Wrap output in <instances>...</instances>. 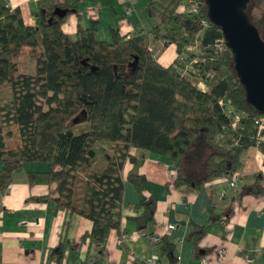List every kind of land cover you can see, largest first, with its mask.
Segmentation results:
<instances>
[{
    "label": "trees",
    "instance_id": "obj_1",
    "mask_svg": "<svg viewBox=\"0 0 264 264\" xmlns=\"http://www.w3.org/2000/svg\"><path fill=\"white\" fill-rule=\"evenodd\" d=\"M78 1L39 0V21L31 24L20 7L0 0V191H8L24 162H49V170L28 172L29 182L52 187L37 198L53 199L57 208L93 220L84 237L96 244L94 264H100L111 230H122L126 179L142 195L134 205L137 213L126 218L140 229L155 221L158 201L146 193V175L133 170L124 174L126 160L136 161L132 147L169 155L177 166L174 184L199 188L216 176L240 170L251 146H259L264 154V142L256 138V120L264 113L248 102L232 51L215 52V41L224 34L208 17L206 0H197L196 12L177 11L183 0H149L145 11L157 17V23L129 37L113 28L112 40L98 36V17L84 25ZM57 8L66 12L56 13ZM74 11L78 23L73 36L63 24ZM249 13L264 37V0H252ZM158 37L177 45L178 56L169 65L159 61L152 46ZM197 37L205 59L187 49ZM26 48L35 68L21 71L19 59ZM194 58L207 90L198 86L197 75L181 72ZM222 97L242 112L240 125L234 127L222 110ZM15 125L20 142L12 146L7 138L16 132ZM102 144L107 150L99 165ZM252 178L232 192V199L261 193L263 174ZM207 228L196 226L197 244ZM168 234H163L159 254L175 264L176 245Z\"/></svg>",
    "mask_w": 264,
    "mask_h": 264
},
{
    "label": "crops",
    "instance_id": "obj_2",
    "mask_svg": "<svg viewBox=\"0 0 264 264\" xmlns=\"http://www.w3.org/2000/svg\"><path fill=\"white\" fill-rule=\"evenodd\" d=\"M38 1L8 3L21 8L25 22L36 24ZM133 1V12L126 14L118 0H79V13L84 25H89L92 16L98 17L101 39L112 40L113 28L129 37L136 30L151 29L158 21L145 11L149 0ZM191 7L189 0H183L177 11L185 12ZM77 23L78 13L74 11L63 29L74 36ZM152 46L164 65L178 56L177 45L166 44L164 38H155ZM130 153L136 161L126 160L124 174L127 176L133 170L146 175V193L158 201L155 221L140 229L135 221L126 218L137 213L134 205L142 196L134 183L126 179L122 230H111L100 264H145L154 252L160 253L163 243L162 240L153 245L150 233H169V240L176 245L175 264H204V257L210 264H264V154L259 146L245 151L240 170L216 176L192 189L174 184L177 166L169 155L142 147H132ZM3 165L0 159V170ZM50 168L47 161H26L15 170L8 191H0V264H94L96 244L84 237L92 229L93 220L68 208H57L53 199L37 198L48 194L52 187L29 182L28 172ZM257 172L263 174L261 193L250 192L240 200L232 199V192L249 185ZM234 178L237 184L231 186ZM170 224L175 227L169 228ZM203 225L208 228L197 244L193 232L196 226ZM123 233L127 239L120 243ZM222 247L225 250L220 255ZM159 264L173 263L160 256Z\"/></svg>",
    "mask_w": 264,
    "mask_h": 264
},
{
    "label": "water",
    "instance_id": "obj_3",
    "mask_svg": "<svg viewBox=\"0 0 264 264\" xmlns=\"http://www.w3.org/2000/svg\"><path fill=\"white\" fill-rule=\"evenodd\" d=\"M210 20L219 25L248 102L264 113V37L248 11L252 0H206ZM56 13L64 14L57 8ZM175 167V166H174Z\"/></svg>",
    "mask_w": 264,
    "mask_h": 264
},
{
    "label": "built area",
    "instance_id": "obj_4",
    "mask_svg": "<svg viewBox=\"0 0 264 264\" xmlns=\"http://www.w3.org/2000/svg\"><path fill=\"white\" fill-rule=\"evenodd\" d=\"M124 9V12L126 14H131L134 10V1L133 0H118ZM192 4V7L189 8V10H185V12H196L198 10V1L197 0H189ZM204 23H207V20L204 19ZM201 46V39L199 37L195 38L194 40H191L188 45H187V49L193 52H199L200 55H202V59H205L206 56V52L201 50L200 48ZM215 46H216V53H221L222 51H224L226 48H228L227 44H226V38L225 36L219 37L216 39L215 41ZM211 58V56H210ZM197 59H191L190 61L187 62L186 66L182 68V73L183 74H192L194 73L195 75L198 76V72L200 70V67L194 65V63L196 62ZM208 74H211V72H207ZM197 83L198 86L203 89V90H207L208 89V85L205 82L204 78L202 77H197ZM220 105L222 110L231 118L232 120V124L233 126H237L241 124V120H242V112L231 102L230 99L226 98V97H222L220 99ZM257 123H258V132L256 135L257 141L259 142H264V114L260 115L257 118ZM237 184V180L236 178L232 179L230 181V185L231 186H235ZM175 224H170L169 228H174ZM149 238L150 241L152 242L153 245H159L162 240H163V235L161 234H157V233H150L149 234ZM127 239V234L123 233L120 237V243H122L124 240ZM224 248H220L219 252L220 255L223 254L224 252ZM159 260H160V254L159 252H154L150 258L145 262V264H159ZM203 262L204 264H210L207 260L206 257L203 258Z\"/></svg>",
    "mask_w": 264,
    "mask_h": 264
},
{
    "label": "rangeland",
    "instance_id": "obj_5",
    "mask_svg": "<svg viewBox=\"0 0 264 264\" xmlns=\"http://www.w3.org/2000/svg\"><path fill=\"white\" fill-rule=\"evenodd\" d=\"M250 7H251V4L249 6V9L248 11L250 10ZM256 13H260L259 10H255ZM25 54L19 59V63H20V67H21V71H29V70H34V65H35V62L34 60L32 59V57L28 54V48L25 49ZM2 93L4 94V97L7 98L8 97V93L5 92V90L2 91ZM81 117H79V119H81ZM15 130L16 132H13V134L7 138V141L10 145L14 146L16 145L17 143L20 142V133L18 132V126L15 125ZM107 150V146L105 145H101L99 147V152H100V157L102 158L103 157V152ZM103 164V158L102 160L100 161L99 165H102Z\"/></svg>",
    "mask_w": 264,
    "mask_h": 264
}]
</instances>
